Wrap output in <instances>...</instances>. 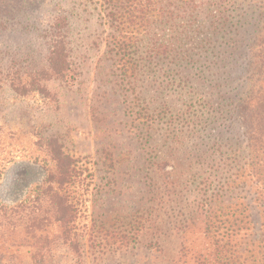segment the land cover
<instances>
[{
	"label": "rangeland",
	"instance_id": "1",
	"mask_svg": "<svg viewBox=\"0 0 264 264\" xmlns=\"http://www.w3.org/2000/svg\"><path fill=\"white\" fill-rule=\"evenodd\" d=\"M99 24L94 16L92 40L100 35ZM28 42L17 34L0 35V46L13 51ZM236 48L221 67L224 100L216 109L208 105L216 118L189 139L166 140L162 124L154 127L156 138L141 139L143 126L129 115L132 97L125 95V77L122 81L101 45L86 67L83 92L80 78L72 87L50 82V106L44 110L38 102L12 99L10 91L0 95L2 134L14 136L10 153L33 159L46 150L40 139H47L78 162L82 180L69 189L79 209L65 241L63 224L52 223L53 194L43 199L36 193L40 174L32 178L38 183L27 186L21 172L5 173L0 203L14 205L29 197L33 204L15 223L18 230L0 231V264H34L30 257L37 250L46 255L41 264H264V44L255 45L256 62L240 56L247 50L241 41ZM251 78L257 86L248 108L249 152L237 100ZM154 95L148 97L156 108ZM148 159L159 165L152 175ZM149 212L151 225L143 222ZM23 222L34 225L30 230Z\"/></svg>",
	"mask_w": 264,
	"mask_h": 264
},
{
	"label": "trees",
	"instance_id": "2",
	"mask_svg": "<svg viewBox=\"0 0 264 264\" xmlns=\"http://www.w3.org/2000/svg\"><path fill=\"white\" fill-rule=\"evenodd\" d=\"M94 16L102 29L92 40L89 28ZM3 34L24 36L29 42L18 51L0 46V95L10 91L12 99L38 102L44 110L50 106V82L72 87L80 78L83 92L86 67L93 50L101 45L104 55L117 63L121 80L125 77V95L132 97L129 115L143 126L141 139L148 143L149 138H156L154 127L162 124L166 140L178 141L194 137L208 120L216 118L217 114H208V105L216 109L223 102L227 81L221 67L225 68L223 64L240 41L247 48L240 56L256 62L255 45L264 44V0H0V35ZM226 47L231 48L227 51ZM249 67L254 68V63ZM256 86L251 78L237 100L249 152L253 130L248 108ZM150 93L157 98L156 108L151 105L154 100L148 97ZM90 111H94L91 106ZM174 123L186 129H174ZM2 130L0 197L5 173L21 172L28 179L27 186L38 183L32 178L40 174L36 193L39 190L43 199L53 194V203L48 207L56 208L57 214L52 223L63 224L66 241L68 225L74 222L79 206L78 199L71 196L75 192L69 189L82 184L77 174L81 167L60 149L52 148L53 142L47 139H40L46 150L33 159L13 155L9 149L14 136H4ZM198 155L203 157L205 152ZM148 164L147 174L156 173L158 163L148 159ZM29 204H33L29 197L14 205L0 203V231L18 230L15 223L22 220ZM151 216L147 213L149 220L143 222L151 225ZM23 224L31 230L34 222ZM136 240L132 238V242ZM30 259L41 264L46 255L37 250Z\"/></svg>",
	"mask_w": 264,
	"mask_h": 264
}]
</instances>
